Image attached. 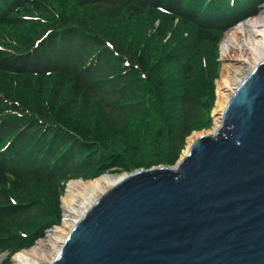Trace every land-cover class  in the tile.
Returning a JSON list of instances; mask_svg holds the SVG:
<instances>
[{"label":"trees","instance_id":"16d2710c","mask_svg":"<svg viewBox=\"0 0 264 264\" xmlns=\"http://www.w3.org/2000/svg\"><path fill=\"white\" fill-rule=\"evenodd\" d=\"M263 2L0 0V85L4 77L27 82L25 88L0 86V254H7L3 264H12L16 254L41 238L43 229L61 222L59 198L69 182L92 180L118 167L129 170L131 153L113 146L149 100L157 109L172 100L181 108L177 123L174 116L166 119L178 148L158 143L171 152L168 164L178 160L182 144L201 126L214 101L222 36L255 16ZM81 13L112 28L123 21L126 35L135 32L137 40L87 28ZM126 18L136 20L128 25ZM176 22L175 37L185 35L183 28H192L189 56L183 53L186 37L180 48L177 45V55L164 47ZM154 38L163 39L158 45ZM36 83H42L47 97L36 94ZM77 112L80 122L97 119L98 125L80 129L71 121ZM135 140L132 137L133 144ZM40 187L55 201L41 198ZM49 219L53 221L47 224Z\"/></svg>","mask_w":264,"mask_h":264},{"label":"water","instance_id":"95a60500","mask_svg":"<svg viewBox=\"0 0 264 264\" xmlns=\"http://www.w3.org/2000/svg\"><path fill=\"white\" fill-rule=\"evenodd\" d=\"M180 160L107 191L52 264H264V60Z\"/></svg>","mask_w":264,"mask_h":264},{"label":"rangeland","instance_id":"374dc122","mask_svg":"<svg viewBox=\"0 0 264 264\" xmlns=\"http://www.w3.org/2000/svg\"><path fill=\"white\" fill-rule=\"evenodd\" d=\"M263 5H264V2L259 5V11ZM56 9H58V5L56 6ZM57 11L62 12V10H57ZM79 16L81 19H83L85 21L87 28H90L94 31L98 30L99 32H101L104 35H107V33L110 32V33L119 35L118 37H120V38H129V39L137 40V35L135 32H134L135 34L133 33L130 35L128 33V35H126L127 30H126V26H125L123 21H121L120 23H117L118 24L117 27L112 28L110 26L111 24L103 23V20H96V21L89 20L88 14H86V13H81ZM135 20L136 19H134V21ZM134 21L130 18H126V24H128V25L132 24ZM158 24H159V22H157V25ZM237 25L238 24H236L235 26H237ZM174 27H175V30L173 31ZM177 27H178V25L176 22V24L173 26V29L171 31H169V33H167V37L163 41V42H165L164 47L166 49H169V51H172L171 54H173V51H174L175 55H177L176 51H175L177 49V45H178V48H180L182 45L181 43L184 42V38L186 37V38H188V41L186 42V44L184 46L183 53L186 54L187 56H189L191 53L189 50V47L191 45L190 42H191V40H193V37H194L193 34L190 33L192 28H190V29L186 28V30H185V28H183V31L184 32L186 31L185 35L179 33L175 37V35L177 33L176 31L178 30ZM130 32H131V30H130ZM151 32H152V30H151ZM226 34H227V32L222 36V39L220 40V43L218 45L219 69H218V77L214 81V86H213V88H214V92H213L214 93L213 94L214 95V101H212L213 103H212L211 108L206 109L205 115L200 122L201 126L198 127L196 130H194L191 133V135L189 137H187L185 143L182 144L181 150H180V155L177 158L178 160L175 161L174 164H168L166 162V157L171 152L166 151L164 149V147L158 146V143L161 141L163 144H165L170 149L178 148V145H176V143H174L173 139H172L174 132L172 134L168 132L169 126H168V122L166 121V119L170 118L171 116H174L175 122L177 123L176 120H180L182 118V116L180 114L181 108H177V106H175V104H177V102L172 100V101L165 103L163 106H162V104H160L159 109H157V107L152 103V100H149L147 102V104L145 105V109L143 110V113L141 115L137 116L136 119H133L130 122V128L127 130L126 134L121 137V139H120L121 142L119 140L113 146V148H116V149L122 148V150H126V151L131 153L130 158L128 160L129 170H121L120 167H118V168H115L111 171H108L106 173L99 175V177H97L95 179L88 180V181H94V180L99 179L103 176H120V175H127V174L131 175L132 173L144 171L146 169L161 168V167H174L179 163L180 158H184L185 151L187 149L188 142H189V139L191 137H193L195 134H200V136L203 134H206L207 132H209L210 130H212L215 127L216 119L219 117V115H217L215 113L216 102H217V89H218V83H219L220 78H221L222 68H223V65L225 64V62L221 58V44H222V41H223L224 37L226 36ZM10 36L11 35L5 34L4 38L10 39ZM154 39L157 40V38H154ZM162 39L163 38H160L159 40H157L158 45L161 43ZM9 42H12V40H8L7 44ZM178 42L180 44H177ZM165 66H166V64H164V66L160 68L161 72L164 71ZM249 70L250 69H248V71ZM36 84H37L36 85V91H35L36 94H38L39 97H42L43 92H44V94L47 97V91L45 89H43L42 83H36ZM0 86L1 87H12L14 89L15 88H21V87L25 88V87H27V82L25 80L19 79V78L4 77L1 80ZM156 89L159 91V89H160L159 85L156 86ZM180 90H184V88L180 89ZM33 94L35 96V93H33ZM176 95H180V94H175V96ZM34 96H33V98H34ZM28 97H30V95ZM208 102H206L207 105H208ZM178 113H179V115H178ZM71 121L73 123L77 124L78 127H81L80 129L91 130L92 127L94 128L96 125H98L97 119L92 121V123H87L86 121H83V120H82L83 122H80L79 112H77V114L72 117ZM99 129L102 132V129L100 127H99ZM109 136H111V133H109ZM132 137L136 139L134 144L132 143ZM138 143H140V144L136 147V145ZM37 190H38L37 193L41 198L49 197L52 202L55 201V197L49 196V190L46 187H44V188L40 187ZM66 194H67V186H66L65 190L63 191V193L61 194V197L59 198L60 199V208H61V220H60L61 222L58 224H53L51 226H47L45 229H43L41 238H39L35 242V244L32 246V248H34L42 240L47 239L50 235H53L56 228H61L63 226L64 220H65L64 215H65V208H66L65 204L63 202V198L66 196ZM104 194H106V192ZM104 194H102L101 197ZM49 221H53V219L47 220V224H49ZM45 223L46 222L38 221V225H43ZM32 248L27 249V251L31 250ZM23 251H26V250H23ZM23 251H21V252H23ZM0 257H3V259L0 261V264H3V262L7 258V254H0ZM12 264H13V258H12Z\"/></svg>","mask_w":264,"mask_h":264},{"label":"bare ground","instance_id":"6f19581e","mask_svg":"<svg viewBox=\"0 0 264 264\" xmlns=\"http://www.w3.org/2000/svg\"><path fill=\"white\" fill-rule=\"evenodd\" d=\"M221 58L225 64L218 83L215 108V113L219 117L216 119L215 127L206 133L209 135H214L221 127L222 115L237 87L264 60V5L255 16L244 19L227 32L221 44ZM198 137L200 134H195L189 139L185 154ZM176 166L171 168L175 169ZM129 175L103 176L94 181L70 182L67 185V194L63 198L66 207L63 226L56 228L53 235L39 242L31 250L16 254L13 257V264H52L61 244L65 242L76 223L86 215L102 194ZM2 259L3 257H0V261Z\"/></svg>","mask_w":264,"mask_h":264}]
</instances>
